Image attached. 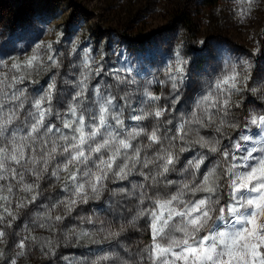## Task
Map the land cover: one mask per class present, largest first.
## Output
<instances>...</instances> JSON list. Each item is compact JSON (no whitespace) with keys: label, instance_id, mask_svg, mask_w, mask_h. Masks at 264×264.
<instances>
[{"label":"snow or ice","instance_id":"6c2138e0","mask_svg":"<svg viewBox=\"0 0 264 264\" xmlns=\"http://www.w3.org/2000/svg\"><path fill=\"white\" fill-rule=\"evenodd\" d=\"M253 2L240 0L249 7ZM239 14L244 15L242 7ZM40 47L22 62L13 58L10 65H3L12 75H0V244L7 245L15 210L39 201L44 180L56 181L66 196L37 211L32 225H26L24 234L12 242L15 256L7 258L0 248V261L17 264L34 244L56 258L61 241L68 245L119 242L128 227H137L143 218L152 241L141 253L147 264H264V110L245 118L246 125L257 131L255 137L242 135L239 140L251 143V148L239 142L231 149L223 148L221 139L201 133L211 128L223 135L225 126L239 127L229 117L231 109L239 107L232 97L249 79L247 61L230 63L194 103V110L175 121L172 113L181 103L186 64L179 53L164 80L139 85L117 72L113 83L101 85L99 79L92 81L104 69L85 50L77 90L58 113L53 106L58 99L54 77L35 97L18 87L30 74L28 69L60 67L50 52L44 62ZM153 83L161 86V94L153 91ZM163 89L170 92L164 95ZM127 120L138 126L127 130ZM197 147L206 151L182 161V154ZM209 153L219 158L209 164ZM181 170L188 179L170 183V176ZM134 176L143 183L133 184ZM190 192L195 197L204 195L189 203L191 196L186 193ZM106 197L129 202L134 215L124 223L80 216L91 227L67 228L55 241L34 234V228L56 231L78 207ZM56 210L59 214L53 215ZM228 218L234 223L226 231L213 232L208 227L212 220ZM59 259L65 264H128L127 258L111 249H98L90 260Z\"/></svg>","mask_w":264,"mask_h":264},{"label":"rangeland","instance_id":"374dc122","mask_svg":"<svg viewBox=\"0 0 264 264\" xmlns=\"http://www.w3.org/2000/svg\"><path fill=\"white\" fill-rule=\"evenodd\" d=\"M241 7L243 16L239 14ZM72 43H75L76 50L69 54ZM38 45L41 46L39 52L43 61L47 62L50 52L59 60L60 67L28 69L31 78H26L18 87L35 97L47 88L54 77L58 99L54 100L53 106L56 109L61 108L62 99L66 102L77 90L78 66L83 62L85 50L91 60L104 69L103 74L92 81L95 83L99 79L101 85L113 83V74L117 72L121 77L134 79L139 85L164 80L166 70L179 53L186 64L181 103L174 111L178 113L177 121L194 110V103L207 94L211 82L230 63L247 61L250 65L249 79L246 86L241 85L240 92L232 97L239 107L232 108L229 117L239 127L232 129L225 126L223 135L211 128L202 129L201 133L221 139L223 148L231 149L237 142L243 148L253 146L240 141L239 137H255L257 130L246 125L245 118L250 112L264 110V0H254L250 7L247 3L241 5L240 0H215L214 3L208 0H0V75H12L9 68L3 65H10L13 58L22 62ZM253 88L257 89L255 93L251 91ZM152 89L157 94L162 93L161 86L156 83L152 84ZM168 92L170 89H163L164 95ZM134 106H138L135 98ZM126 126L130 130L138 125L127 120ZM205 151L193 148L191 152L182 154L181 159H192ZM218 158L209 153L208 163ZM184 178L176 173L170 176L175 181ZM132 183L143 181L134 176ZM125 186L131 188L132 184ZM4 195L9 194L4 192ZM203 195L197 194L195 198ZM65 196L58 183L49 178L42 182L41 196L35 205L15 210L14 226L7 229V245L0 244L7 258L15 256L12 242L24 234L26 225H32L36 212ZM224 200H227L226 194ZM122 203L106 197L103 201L81 205L70 217H66L56 231L34 228V234L38 238L58 240L60 233L67 228L77 225L90 228L80 221V216L88 215L108 222L124 223L126 218L134 215L135 209L125 201L126 210L117 214ZM59 211H54L53 215L59 214ZM232 223V218L217 220L215 227L227 230ZM147 234L148 242L142 244ZM151 243L142 218L137 227H128L119 242L68 245L61 241L56 249V258L45 255L41 246L34 244L29 247L26 256L18 259L17 264H65L59 257L67 256L76 261L89 259L98 249H111L128 260L143 256L147 264L146 255L141 253ZM0 264H6V261H0Z\"/></svg>","mask_w":264,"mask_h":264},{"label":"clouds","instance_id":"9594fccd","mask_svg":"<svg viewBox=\"0 0 264 264\" xmlns=\"http://www.w3.org/2000/svg\"><path fill=\"white\" fill-rule=\"evenodd\" d=\"M69 39H71V37ZM74 47H75V43H72L69 54H71V51H73V48ZM46 59H47V57H46ZM26 78H29L30 79L31 78L30 74L27 75ZM61 102L64 103L65 101L62 99ZM56 111L59 113V112L63 111V109L58 108V109H56ZM57 122L62 123V121H60L59 118H58ZM37 127H39V125ZM22 132H23V129H21V133ZM183 171L184 170H181V172L179 173L180 176H183ZM193 177H194V174H193ZM187 179L188 178L185 177L182 181L172 180V181H170V183L182 184ZM186 195H190L191 196V199L188 201L189 203H191V200H194L195 199V192L186 193ZM208 227L211 228L213 232L226 231V230H222V229L216 228L215 227V220H212V222L208 225ZM90 259L91 258H89V260ZM141 261H144V257L143 256H141L139 259H129L128 260V264H140Z\"/></svg>","mask_w":264,"mask_h":264},{"label":"trees","instance_id":"16d2710c","mask_svg":"<svg viewBox=\"0 0 264 264\" xmlns=\"http://www.w3.org/2000/svg\"><path fill=\"white\" fill-rule=\"evenodd\" d=\"M208 2L209 3H214L215 2V0H208ZM176 108H177V106H175ZM175 111V110H174ZM174 111H173V113H172V116H173V118L175 119V121H177L179 118L177 117L176 118V116H177V114L178 113H174ZM124 204H125V201H123V203L122 204H119V209H117V214H122V213H124V211L126 210L125 209V206H124ZM148 242V234L146 235V239L142 242V244H145V243H147ZM146 246V245H145ZM144 246V247H145Z\"/></svg>","mask_w":264,"mask_h":264}]
</instances>
